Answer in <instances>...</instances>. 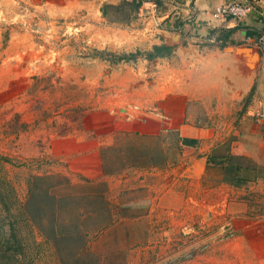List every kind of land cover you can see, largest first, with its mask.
<instances>
[{
  "label": "rangeland",
  "instance_id": "374dc122",
  "mask_svg": "<svg viewBox=\"0 0 264 264\" xmlns=\"http://www.w3.org/2000/svg\"><path fill=\"white\" fill-rule=\"evenodd\" d=\"M101 1L0 0V155L8 159L0 161V257L16 220L24 247L18 264H264V250L251 245L255 234L245 236L240 217L224 210L219 193L231 173H213L200 187L201 196L210 190L215 197L192 200L193 188L185 185L184 201L153 202L149 182L169 176L152 169L182 162L175 138L136 133L124 142L116 126L133 106L160 111L148 103L149 87L134 94L129 73L141 71L145 60L153 67L144 55L163 45L162 36L184 40L182 20L172 15L179 0H142L133 14L127 6L110 8L123 0ZM109 46L111 61L98 58ZM124 54L133 57L122 60ZM64 139L98 144L106 178L89 182L69 172L67 156L57 152L70 147ZM234 163L249 169L239 179L252 178V162ZM30 185L34 197L24 209ZM91 194L112 209L109 230L102 228L104 204L91 201Z\"/></svg>",
  "mask_w": 264,
  "mask_h": 264
},
{
  "label": "crops",
  "instance_id": "0c3cea01",
  "mask_svg": "<svg viewBox=\"0 0 264 264\" xmlns=\"http://www.w3.org/2000/svg\"><path fill=\"white\" fill-rule=\"evenodd\" d=\"M39 1L43 5L65 3V0ZM89 1L95 0H86ZM101 2L116 5L120 0ZM179 2L172 15L182 20L178 31L183 30V41L197 46V56L171 49L168 59L167 54L153 59L150 63L155 66L150 69L143 60L145 67L141 71L131 68L129 73L135 86L132 88L134 94L149 87V105L162 111L167 120L151 114L137 115L119 119L117 129L131 134L175 138V147L182 162L167 161L164 171L152 169L157 175L169 176L157 183L149 182L150 198L156 203H161L165 197L184 201L185 185L193 188L192 200V196H201L198 191L201 186L209 184L213 178L210 175L225 171L224 166L212 164L209 159L221 164L225 163L226 156L231 155L252 162L254 171L250 180L240 179L241 185L234 186L230 179L229 183L221 184L223 193L219 194L225 201L224 210L229 217H240V232L248 237L254 233L251 245L264 250V53L261 52L258 69L253 76L243 65L238 70L233 69L235 62L222 50V46H255L264 31V0ZM231 2L246 4L251 12L240 21L230 18L216 20V7ZM163 18L168 17L165 15ZM149 75L153 76L150 81L140 83L142 77ZM183 139L196 142L188 148L191 152H180ZM63 142L70 147L57 149V152L67 156L69 172L79 174L89 182L106 178L98 144L76 143L67 139ZM223 145L226 149L221 153ZM51 148L55 150L54 143H51ZM240 167L239 173L232 174L236 179L246 170ZM208 191L201 197H215V193ZM219 194L217 196L220 197Z\"/></svg>",
  "mask_w": 264,
  "mask_h": 264
},
{
  "label": "trees",
  "instance_id": "16d2710c",
  "mask_svg": "<svg viewBox=\"0 0 264 264\" xmlns=\"http://www.w3.org/2000/svg\"><path fill=\"white\" fill-rule=\"evenodd\" d=\"M142 2H143L142 0H123L119 5L110 6V8H113L114 10H117V9L122 10V8L124 6H127L130 13L133 14V13H137L139 11V9L142 5ZM255 46H257V45L255 44ZM222 48H226V47L222 46ZM169 50L170 49L168 47H165L164 45L155 46L153 48V51L145 54L144 57L148 60H152L155 58H163L169 52ZM98 54H99L97 56L98 58L111 61L112 55H110V53H108L106 51H101ZM132 57H133L132 54H124V55H122L121 59L122 60H131ZM122 133H124V134H122L123 136H122L121 140L124 142H127L130 137L138 136V134H136V133H133L132 135H131V133H125V132H122ZM181 144L182 145L179 148V150L181 153L184 154V153L191 152V150L188 148L195 145L196 142L183 139V140H181ZM159 153H160L159 160L158 159L157 160L159 161V163H161V161H163L164 157H163V155H161V152H159ZM239 159H241V158L228 155L225 158V163L222 162L220 164L219 161H214L212 159H209V162L212 164L222 165L225 167V170L228 173L236 175L241 170V167H240V165L235 164L234 161H238ZM7 160L8 159H6L5 157L0 155V161H7ZM226 164H227V166H225ZM245 169L248 170L247 168H245ZM32 179L38 180V177H33ZM231 182L234 186H240L241 185L240 179H236L234 176L232 177ZM28 194L30 196H29L28 201L24 205V209H26V207H28L32 197H34V189L32 188V185H30V187L28 189ZM47 196L49 197L48 199L53 200L52 196H49V195H47ZM90 197H91V201H94V202L99 201V202L104 204L106 215H107V222L102 228H103V231L107 230V229L109 230L115 224V221L113 219L112 209L103 202L102 196H100V194H91ZM90 197H89V199H90ZM69 199L71 201H74V197H72V196L69 197ZM0 201L2 204V200H0ZM88 201H90V200H88ZM5 211H6V213H10L8 207L5 208ZM97 212H98V210H97ZM80 215H83V213H78V217ZM25 217H26L25 219L31 221L36 226L34 216L26 215ZM20 220L24 221V217H21L19 219V221ZM14 223H16V225L18 224L16 220L9 223V234H8V237L5 240V242H3L4 247H3V251H1V253L3 255L0 257V259H3V258L7 259L5 264H18L19 263L18 256H21L23 254L22 249L24 247H23V245H21V242H20L21 239H18L17 229H16V226ZM65 237H67V235Z\"/></svg>",
  "mask_w": 264,
  "mask_h": 264
},
{
  "label": "water",
  "instance_id": "95a60500",
  "mask_svg": "<svg viewBox=\"0 0 264 264\" xmlns=\"http://www.w3.org/2000/svg\"><path fill=\"white\" fill-rule=\"evenodd\" d=\"M165 40L163 45L174 51H180L185 54L197 56V46L189 45L181 39L180 34H175L172 37L162 36ZM112 46L106 49V52L111 53ZM224 53L231 56V60L235 62L233 69L238 70L243 65L244 69L247 68L249 73H254L258 69L261 57V51L257 46L238 45L234 47H226L222 49ZM238 80V78H236Z\"/></svg>",
  "mask_w": 264,
  "mask_h": 264
},
{
  "label": "built area",
  "instance_id": "2783aa9c",
  "mask_svg": "<svg viewBox=\"0 0 264 264\" xmlns=\"http://www.w3.org/2000/svg\"><path fill=\"white\" fill-rule=\"evenodd\" d=\"M153 6H155V4ZM250 12H251V8L248 5L239 2H233V3L231 2L216 7L214 12V18L216 20H224L230 18L236 21H240L245 19ZM256 45L260 49V51L264 53V31L258 37ZM141 110L142 108L140 106H133L127 118H131L137 115L143 116L145 114H151L161 120H167V117L161 111L154 110L151 112L150 109L148 111L146 109V112L142 113ZM262 135L264 137V123H263Z\"/></svg>",
  "mask_w": 264,
  "mask_h": 264
},
{
  "label": "flooded vegetation",
  "instance_id": "af4514ba",
  "mask_svg": "<svg viewBox=\"0 0 264 264\" xmlns=\"http://www.w3.org/2000/svg\"><path fill=\"white\" fill-rule=\"evenodd\" d=\"M157 46V45H156Z\"/></svg>",
  "mask_w": 264,
  "mask_h": 264
}]
</instances>
